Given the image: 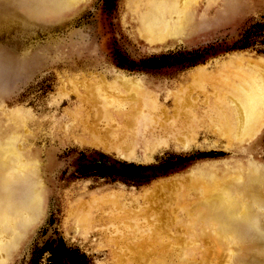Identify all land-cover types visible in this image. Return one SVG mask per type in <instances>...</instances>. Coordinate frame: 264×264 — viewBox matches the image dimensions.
<instances>
[{"label": "rangeland", "instance_id": "374dc122", "mask_svg": "<svg viewBox=\"0 0 264 264\" xmlns=\"http://www.w3.org/2000/svg\"><path fill=\"white\" fill-rule=\"evenodd\" d=\"M146 2L0 0V102L31 114L29 147L40 159L47 191L44 218L31 222V232L8 264H51L48 248L59 245L80 256V264H141L136 257L150 256L156 244L140 248L143 238L136 225L151 224L153 214L162 225L167 209L177 211L173 194L193 171L214 163L232 169L236 161L244 162L245 147L264 167V124L242 146L204 129L194 138L190 131L181 130L186 135L181 137L170 129L180 122L184 127L186 114L208 110L210 103L213 110L219 106L214 100L219 86L207 76L225 73V61H264V0H205L189 14L194 28L201 20L203 25L153 45L137 33ZM200 70L206 75L197 83L191 76ZM125 78L154 93L158 110L151 119L159 134L154 132L150 141L166 137L163 144L148 151L139 146L130 156L88 140L90 133H100L99 125L106 132L120 119L111 107L106 112L102 97L107 102L123 98L125 109L136 105L129 99L130 88L122 89ZM180 100L187 108L176 109ZM74 112L81 124H73ZM108 115L112 120H105ZM108 212L114 213L109 221ZM62 264L69 263L63 259Z\"/></svg>", "mask_w": 264, "mask_h": 264}, {"label": "bare ground", "instance_id": "6f19581e", "mask_svg": "<svg viewBox=\"0 0 264 264\" xmlns=\"http://www.w3.org/2000/svg\"><path fill=\"white\" fill-rule=\"evenodd\" d=\"M79 1L73 0L74 3ZM203 1L205 0H147L137 33L150 45L177 38L180 30L194 28L195 19L190 18L189 14L198 9ZM202 22L201 20L194 29L203 25ZM260 59L255 61L258 65H243L238 63L239 60L234 61L235 64L229 60L225 61L223 66L226 69L222 68L225 73H220V76H207L219 86L214 99L219 106L213 110L214 107L210 103L208 110L197 112L190 116L191 118L186 114L187 119L182 114L186 119L182 122L184 127L179 126L181 122L177 126L172 125V132L183 137L185 134H182L181 130L190 131L191 138H194L198 130L204 129L205 132H211L210 134H217L219 139H235L241 146L251 140L264 124V73L262 75L260 71L264 68V61L261 62ZM204 71L200 70L198 75L191 76L194 79L192 80L201 83L200 76L206 75ZM122 79L121 85L126 86L122 89L130 88L133 93L129 99L134 104L137 101L136 105L125 109L123 102L126 101L123 98L113 97L107 102L106 96L102 97L106 112L108 107H111L112 111L118 112L120 119H116L117 125L106 132L100 131L99 125L100 133H90L88 140L95 146H103L106 150H115L116 153L118 151L119 155L130 156L139 146L148 151L154 145L158 146L156 143L163 144L166 137L157 135L159 140L154 143L150 141L156 131L151 117L153 112L158 110L154 93L143 88L137 81ZM114 81L116 85L118 79ZM202 85L198 86L204 90ZM98 90L99 87L97 93ZM185 104L187 105L180 100L176 109H183ZM0 112V264H8L17 256L18 246L26 241L31 222L44 218L47 191L42 180L40 159L29 147L33 141L29 143L32 134L29 125L33 120L31 114L21 107H7L1 102ZM121 113L124 115L121 116ZM105 120L110 121L112 117L108 115ZM81 121V116L74 112L73 124H81ZM173 137L174 134H171L172 139ZM242 151L245 154L244 162L236 161L232 164V169L225 163H214L204 166L202 170L193 171L188 182L184 180L178 184L173 194V204L179 207L174 212L170 211L171 208L167 209L169 213L162 225L157 223L159 220L154 217L155 214L152 215L151 224H144L143 227L136 225V228H139L138 234L144 239H140L141 245L137 243L140 248L143 249L142 246L146 244H156L154 253L148 254L150 256L136 257L141 264H264V167L253 158L248 147ZM120 210L122 212L123 209ZM111 213L107 214L108 221L114 216V213ZM122 213L125 217V212ZM129 213L127 211V214ZM115 226L116 233L122 236V228L116 224ZM160 228L162 233L157 231H161ZM236 229L241 232L233 235ZM225 238L229 240L223 241ZM137 248L136 246V251Z\"/></svg>", "mask_w": 264, "mask_h": 264}, {"label": "trees", "instance_id": "16d2710c", "mask_svg": "<svg viewBox=\"0 0 264 264\" xmlns=\"http://www.w3.org/2000/svg\"><path fill=\"white\" fill-rule=\"evenodd\" d=\"M50 251V257L48 261L51 264H62V260L66 259L69 264H80L82 258L77 254L70 253L62 245H59L55 248H48Z\"/></svg>", "mask_w": 264, "mask_h": 264}]
</instances>
